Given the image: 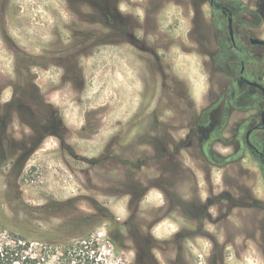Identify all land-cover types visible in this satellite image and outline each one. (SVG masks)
Instances as JSON below:
<instances>
[{
	"label": "rangeland",
	"instance_id": "1",
	"mask_svg": "<svg viewBox=\"0 0 264 264\" xmlns=\"http://www.w3.org/2000/svg\"><path fill=\"white\" fill-rule=\"evenodd\" d=\"M215 1L0 0V228L92 236L104 264H264L239 82L264 83V0Z\"/></svg>",
	"mask_w": 264,
	"mask_h": 264
},
{
	"label": "trees",
	"instance_id": "2",
	"mask_svg": "<svg viewBox=\"0 0 264 264\" xmlns=\"http://www.w3.org/2000/svg\"><path fill=\"white\" fill-rule=\"evenodd\" d=\"M93 219L95 217L82 216L76 218L74 224H91ZM76 239L78 242L72 241ZM38 245L41 247L32 252L31 242L26 237L0 228V264H51L50 256L58 251L62 257L56 264H104L99 244L92 236L40 240Z\"/></svg>",
	"mask_w": 264,
	"mask_h": 264
},
{
	"label": "flooded vegetation",
	"instance_id": "3",
	"mask_svg": "<svg viewBox=\"0 0 264 264\" xmlns=\"http://www.w3.org/2000/svg\"><path fill=\"white\" fill-rule=\"evenodd\" d=\"M210 5L212 7H214V8H217V10L219 8V6L216 4L215 0H210ZM221 11H223V13L227 16V19H228L229 39L231 41V44L238 51L244 53V50H241L240 48H238L236 46V42H235V39H234V31L232 30V27H233V13H232V11L229 10L225 6L221 7ZM109 20L110 19H108V21ZM253 38H257V37H253ZM250 39H249V43H250ZM258 39L264 41V39H261V38H258ZM252 46L259 47V48L264 50V46H260V45H252ZM245 71H246V64H245V62L242 61V66H241V68L239 70V82L243 86L250 87L252 89H255L257 92L261 93L260 97H262V101H263V109H262V111L260 113V121H259V123L251 125L253 123V119L252 118L250 119V121H245V124L251 123L250 127L248 128L247 132L245 133L246 150L248 151L250 156L257 157L256 158L257 159V163H258V165L260 166V168L262 170V174H263V178H264V152H261L257 148L258 139H256L255 143H253V140H252V138H253V136L255 134H258L259 132L262 133L264 131V116H263L264 115V83H263V81L260 78H257L255 72H254L252 80H249L245 76ZM244 98H247V97L245 96ZM2 132H3L2 127H0V134ZM239 139H240V137L237 140L239 141Z\"/></svg>",
	"mask_w": 264,
	"mask_h": 264
},
{
	"label": "water",
	"instance_id": "4",
	"mask_svg": "<svg viewBox=\"0 0 264 264\" xmlns=\"http://www.w3.org/2000/svg\"><path fill=\"white\" fill-rule=\"evenodd\" d=\"M250 43L252 45H260V46H264V41L263 40H260L258 38H251L250 39ZM264 116V115H263Z\"/></svg>",
	"mask_w": 264,
	"mask_h": 264
}]
</instances>
